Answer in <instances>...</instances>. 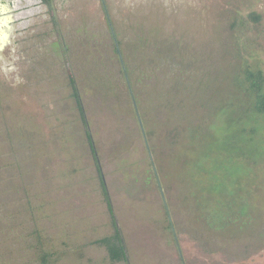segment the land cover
<instances>
[{
    "label": "rangeland",
    "instance_id": "rangeland-1",
    "mask_svg": "<svg viewBox=\"0 0 264 264\" xmlns=\"http://www.w3.org/2000/svg\"><path fill=\"white\" fill-rule=\"evenodd\" d=\"M104 1L0 9V264H264V0Z\"/></svg>",
    "mask_w": 264,
    "mask_h": 264
},
{
    "label": "trees",
    "instance_id": "trees-1",
    "mask_svg": "<svg viewBox=\"0 0 264 264\" xmlns=\"http://www.w3.org/2000/svg\"><path fill=\"white\" fill-rule=\"evenodd\" d=\"M118 46V43H116V47ZM126 67V66H125ZM127 73V71H126ZM246 79L248 80L249 83V88L252 92H254L256 94V101H255V109L258 112H264V76L262 74L261 71H253V70H247V75H246ZM71 85L73 87L74 90V96L77 100V104H78V108L80 110L81 113V117L82 120L84 122L85 128H86V134L88 136V140L90 142L91 148H92V152L95 156L96 159V164L98 165V159H97V154H96V150L94 147V143H93V139L92 136L90 134V130H89V123L87 121L86 115H85V111L83 108V105L81 103L80 100V95H79V91L77 89V86L75 84V80L73 79V77H71ZM98 170L100 171V167L98 166ZM101 175V172H100ZM102 177V175H101ZM103 185V190L105 195L107 196V192H106V188H105V184L104 182H102ZM110 210H112L111 205H110ZM99 243H103L105 245H107L108 250H109V255L111 257L112 260H126V253H125V248L122 242V238L119 234V231L116 229L115 235L111 236V237H105L102 238L100 240H98ZM47 256H43L42 257V263L41 264H48V260L46 258Z\"/></svg>",
    "mask_w": 264,
    "mask_h": 264
},
{
    "label": "flooded vegetation",
    "instance_id": "flooded-vegetation-1",
    "mask_svg": "<svg viewBox=\"0 0 264 264\" xmlns=\"http://www.w3.org/2000/svg\"><path fill=\"white\" fill-rule=\"evenodd\" d=\"M5 4V0H0V9L2 5ZM8 18L6 14L0 12V29L5 30L6 35L8 34V27L11 25V23H8Z\"/></svg>",
    "mask_w": 264,
    "mask_h": 264
},
{
    "label": "water",
    "instance_id": "water-1",
    "mask_svg": "<svg viewBox=\"0 0 264 264\" xmlns=\"http://www.w3.org/2000/svg\"><path fill=\"white\" fill-rule=\"evenodd\" d=\"M102 2H103V5H104V9H105V11L108 13L107 6H106V4H105V1L102 0ZM108 16H109V15H108ZM115 40H116V39H115ZM117 50H118V52H119V54H120V49H119L118 46H117ZM120 58H121V61H122V64H123V59H122V57H121V54H120Z\"/></svg>",
    "mask_w": 264,
    "mask_h": 264
}]
</instances>
